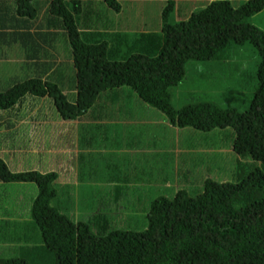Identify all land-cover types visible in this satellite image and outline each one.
Listing matches in <instances>:
<instances>
[{"label": "trees", "instance_id": "obj_1", "mask_svg": "<svg viewBox=\"0 0 264 264\" xmlns=\"http://www.w3.org/2000/svg\"><path fill=\"white\" fill-rule=\"evenodd\" d=\"M159 1L140 3L146 7L142 18L151 22ZM127 2L0 0V42L4 45L0 59L24 60L20 68L11 61L12 73H16L11 75L10 86L0 90L4 128L10 130L12 119H8L20 111H32L43 97L52 99L59 118L74 120L87 113L102 93L130 88L173 126L201 132L231 129L236 181L204 180L196 196L193 190H183L169 197L172 192L165 176L158 182L162 194L154 196L145 209V228L111 230L94 207L85 219L75 222L68 217L73 205L64 199L65 191L74 190H56V171H10L3 161L8 156L3 146L0 182L26 184L37 193L31 202L33 228L26 237L17 238L24 246L16 254L1 256L0 264H264V32L248 23L264 10V0H248L238 7L229 0H213L179 22L171 17L174 0H166L160 33H141L152 27H111L112 14ZM128 3L132 10L139 5ZM245 43L259 55L257 88L246 111L210 102H190L180 109L172 106L171 88L184 78L186 64L218 66L233 45ZM65 51L72 57L75 72L73 103L54 78L57 56ZM28 68L33 75L17 73ZM54 157L56 169L61 158ZM100 174L80 168L76 176L87 183ZM166 174L162 169V175ZM78 193L91 200L100 196L91 187ZM76 208L89 211L84 200Z\"/></svg>", "mask_w": 264, "mask_h": 264}, {"label": "crops", "instance_id": "obj_2", "mask_svg": "<svg viewBox=\"0 0 264 264\" xmlns=\"http://www.w3.org/2000/svg\"><path fill=\"white\" fill-rule=\"evenodd\" d=\"M185 18L187 16H181L177 12V20ZM54 21L58 22V19H54ZM64 61H57L56 63L64 64ZM70 62L72 60L65 62L64 65L66 66L58 68L54 74L55 83L58 84L66 96V89H76L73 65L68 66ZM21 66L22 62L18 63V68ZM27 71H30L33 75V71L29 68L19 73ZM74 92L76 93L75 90ZM110 92L114 97L111 101L108 117H105L97 109L96 104L87 113L74 120L46 117L48 115L41 113L36 105L32 110L39 119L37 123L34 122L35 125L32 123L31 118L23 122L22 115H30V113L20 111L16 117L8 119H12L13 126L10 130H7L4 128L7 127V123L3 121L5 119L0 112V144L2 143L0 153L2 147L6 146L8 156H13L16 172L22 171L21 166L30 167L29 170L41 174L56 171L58 173V184L60 185V181L63 180L64 187L76 191L75 197L69 199L76 215L75 222L81 220L78 216L79 209L76 208V204L81 200L88 204L90 212L92 207L96 208L98 217H100L99 209L104 203L117 204V201L121 198L128 201L125 206L129 207L130 210H138L137 201L142 195L154 197L162 194V190L158 188V182L161 180L162 175V165L172 167L171 173L173 176L178 175L180 167L193 166L196 154L204 151V146L200 140H202V136L207 135L206 133L203 132L201 135L193 136L189 129L171 125L163 114L141 102L131 89L123 87L113 89ZM119 93H124L125 97ZM75 98L69 100V102L73 103ZM120 99H125L124 105H127L128 108H121L115 104V101ZM131 111H134V113ZM17 119H21V121L17 123ZM55 122H57V126L61 131L67 133L72 148L65 145L55 135L53 131ZM135 133L143 135L142 144L129 142L128 139L134 136ZM186 134L191 137L183 139ZM196 138L199 143L191 146L189 141L196 140ZM42 148L44 152H41L40 149ZM65 149L71 150L65 151ZM166 149L168 151L164 152ZM56 150H59V152L50 153V151ZM71 151H73L74 156L66 159L64 154ZM54 155L61 158L56 169L53 167ZM5 159L6 157L3 158V161ZM65 163H68V167H63ZM85 166L86 168H84ZM80 168L83 172L84 169H89L93 173L100 172V177L96 180L95 178L91 179L86 183L76 176ZM210 172L216 177L217 181L224 182L214 168ZM167 179V182H169L168 187H170L167 189L172 192L169 197H172L177 191H192V186L185 184L175 186L173 177ZM11 185L12 187L29 188L26 184ZM11 185L0 183V189ZM89 187L93 191L94 188L95 191H104V195L96 196V200H91L90 196L79 197L84 196V194L80 195L78 191H84ZM65 193L64 199H67L71 195V191L68 190ZM12 200L16 201L14 206L18 208L16 195ZM145 209L146 207H144V215ZM112 211H115V208ZM124 213L130 215L126 210ZM66 214L69 213L66 212ZM19 215L22 216V213L17 215V220L14 219L12 208H10V220L21 223L26 222L27 218H19ZM85 218L87 216L83 219ZM145 226L146 224L142 221L141 228L129 227L128 229L143 230ZM119 227L120 225H115L116 229L114 230H119ZM20 244L21 241L16 242L14 240L10 243L0 242V257L11 253L16 254V249L21 246Z\"/></svg>", "mask_w": 264, "mask_h": 264}, {"label": "rangeland", "instance_id": "obj_3", "mask_svg": "<svg viewBox=\"0 0 264 264\" xmlns=\"http://www.w3.org/2000/svg\"><path fill=\"white\" fill-rule=\"evenodd\" d=\"M41 1V0H37ZM134 3H138L137 9L132 10L128 2L121 4V11L118 13H114L111 16L109 25L111 27L120 26L125 28H138L144 29L147 27H152L153 30L157 31L159 28H163V20H162V11L166 5V0H162L157 2L156 9L158 13L153 16L151 22L146 21L142 18L141 14L146 10L142 4L143 2H150L153 0H132ZM212 0H174L173 10L171 12V17L174 22H179L177 20V12L181 14V16H189L192 10L201 8L206 3ZM248 0H229L233 7H238L247 2ZM248 23L258 27L264 32V10L255 15L254 17L248 19ZM122 29V30H123ZM129 33V29H127ZM3 41L0 42V49L4 46ZM227 53V52H226ZM58 59L65 62H69L72 60L69 53L67 51L59 54ZM225 61H222L218 66H212L206 62H190L185 65V76L182 81L172 87V95L175 99V102L171 103L175 109H180L184 105L190 102H210L219 105L220 107L226 108L227 106H231L239 112H244L248 109L250 100L257 88V66L259 63V55L254 47L245 43L243 45H233L228 52L227 57H225ZM11 61L7 60L6 62L0 59V89L4 91L8 86H10L12 67ZM15 62L24 61L22 58L14 59ZM215 63V62H214ZM57 63L56 70L60 67H64L66 65ZM73 62H70L68 66H72ZM9 66L11 67L9 70ZM63 71V70H62ZM20 70L17 72L19 73ZM130 89V88H128ZM67 90V99L74 100L76 93L73 89ZM111 91V90H110ZM105 92L100 95V97L95 101L94 104L97 105V109L105 116L108 117L110 115V106L111 101L114 95L111 92ZM63 92V91H62ZM133 92V91H132ZM134 93V92H133ZM125 97L124 93H119ZM135 94V93H134ZM125 99L116 100L115 104L121 108H128L127 105H124ZM93 104V105H94ZM38 110L41 113L48 115L46 117L49 118H59L56 113L54 103L52 99L48 97L40 98V100L36 103ZM154 109V108H153ZM156 110V109H155ZM158 111V110H156ZM23 112V111H22ZM134 113V111H131ZM160 112V111H158ZM28 113V112H24ZM30 115L23 114V122L28 121L31 118L32 123H37L39 119L35 116V112L30 111ZM161 113V112H160ZM163 114V113H161ZM164 115V114H163ZM17 121V120H16ZM21 121L18 120L17 123ZM35 125V124H34ZM191 131V135L198 136L201 135V131L192 130L191 128H187ZM53 131L55 135L60 138L65 145L69 148H72V143L70 142L67 133L61 131L57 122L54 123ZM207 135L202 136L201 144L204 146V151L196 154L194 158V165L191 167H180L178 175H174L172 172V167L162 165V169L168 171V174L161 175V178L165 176L173 177L175 182V186L177 185H188L192 186V190L195 192L193 196H196L198 193L202 192L204 185L201 183L204 180L214 179L217 180L214 175L211 174V169L214 168L217 174L223 179L225 182L235 183V170L237 164V158L233 154L232 150V139L231 135L234 132L231 129H216L212 132H204ZM191 137L189 134L184 135L183 139H188ZM130 143L134 144H142L143 135L139 133H135L134 136L130 137ZM199 143V140H190L189 144L191 146H195ZM41 152H44V149H40ZM71 150V149H70ZM65 149V151H70ZM166 149L164 152H167ZM59 150L50 151V153H58ZM64 156L67 158L74 156L73 151L66 152ZM244 161V159H243ZM167 162V160H165ZM248 162V160H246ZM4 163L9 168L10 171L16 172V167L14 164L13 156H7ZM22 167V171L20 172H34L29 170L30 167ZM15 168V169H14ZM248 168V167H247ZM221 182V181H217ZM4 183V182H0ZM4 184H13V183H4ZM14 186V185H13ZM165 186V185H163ZM54 187L56 190H62L64 187L63 180L60 181V185L58 184V180H56ZM68 188V187H67ZM35 187H30L25 189L24 187H12L9 186L4 189H0V242L2 243H10L14 241H21V246H24L23 240H17V238H24L27 236L28 231H31L33 228V222L30 218L31 214V202L36 198L37 190L35 191ZM73 190V189H71ZM86 191L88 188L85 189ZM96 189L94 188V191ZM192 192L191 190H189ZM100 196L104 195V191H99ZM76 191H71V195L67 198H74ZM14 195H16L17 203L19 204L18 208L14 206L16 201H13ZM155 197H151L149 195H142L141 198L137 201L138 210H130L129 207L125 206L128 204V201L124 198H121L117 201V204L112 203L106 204L99 209V216L104 217L108 223L111 230L116 229L115 225H120L119 230L126 231L129 227H139L141 228V223L143 221L146 224V219L144 215V207H148L149 203ZM120 206H119V205ZM10 208H12V214L14 219L17 220V215L22 213V216L19 215V218L24 217L27 218L26 222H15L14 220H10ZM115 208V211H112ZM68 209V207H65ZM130 213V215H126L124 211ZM90 212H87L85 209H81L78 212V216L80 219L86 217ZM101 213V214H100ZM70 216L73 220L76 219V215L71 210ZM79 220V219H78ZM28 221V222H27ZM30 225V226H29ZM29 226V229H28Z\"/></svg>", "mask_w": 264, "mask_h": 264}, {"label": "clouds", "instance_id": "obj_4", "mask_svg": "<svg viewBox=\"0 0 264 264\" xmlns=\"http://www.w3.org/2000/svg\"><path fill=\"white\" fill-rule=\"evenodd\" d=\"M118 1H128V0H118ZM130 1H132V0H130ZM150 2H152V1H150ZM195 11V10H194ZM192 13V12H191ZM188 18V17H187ZM186 19V18H185ZM183 20V19H182ZM182 20H180V21H182ZM147 28H149V27H147ZM161 29L162 28H159V30H157V31H155V30H150V31H145V32H141V33H147V32H154V33H160L161 32ZM71 59H72V57H71ZM61 61V60H60ZM194 130V129H193ZM233 154L236 156V154H235V152L233 151ZM236 158H237V156H236ZM210 180H213V179H210ZM222 182V181H221Z\"/></svg>", "mask_w": 264, "mask_h": 264}]
</instances>
